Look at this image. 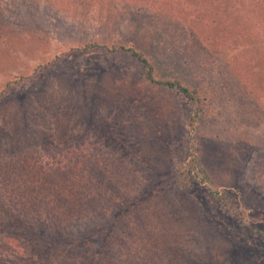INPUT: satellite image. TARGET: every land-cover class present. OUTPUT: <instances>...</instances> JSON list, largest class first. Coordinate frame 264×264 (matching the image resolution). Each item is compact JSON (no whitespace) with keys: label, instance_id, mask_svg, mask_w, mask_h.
Instances as JSON below:
<instances>
[{"label":"rangeland","instance_id":"374dc122","mask_svg":"<svg viewBox=\"0 0 264 264\" xmlns=\"http://www.w3.org/2000/svg\"><path fill=\"white\" fill-rule=\"evenodd\" d=\"M159 1L0 0V242L14 253L106 223L121 191L133 238L169 255L158 264H264V0H225L252 22L234 15L208 31L209 17L189 29L197 13L178 31L168 23L182 11L145 14ZM93 42L133 47L157 77L199 90L201 119L178 92L144 81L130 54L82 51ZM172 149L186 161L195 150L214 184L172 196ZM21 220L38 241L4 231ZM70 253L56 246L45 264H83Z\"/></svg>","mask_w":264,"mask_h":264},{"label":"trees","instance_id":"16d2710c","mask_svg":"<svg viewBox=\"0 0 264 264\" xmlns=\"http://www.w3.org/2000/svg\"><path fill=\"white\" fill-rule=\"evenodd\" d=\"M190 2L193 3L191 4ZM159 3L155 8H151L149 4H147V10L144 11L145 14H147L146 12L148 11L150 13L152 12L160 16L167 15V17H170L171 15H176L178 17L177 12L179 13L180 11H182V22L179 19L175 18L173 20L176 21L168 23L170 26L175 27V30L177 31L180 30L178 26L182 23H187V20H191L189 17L192 16L194 13H197L199 17L198 20H200V27L194 21V24L196 26H189V29L191 30V27H194L199 31L202 28L201 20H204L208 17L211 19L209 23L210 25H213V29H207V31L217 30L216 28H221L222 23L224 19H226V17L230 18V16L235 15L237 16V20H243L245 23L247 21L248 23L249 21L252 22L251 19L254 18H250L249 16L247 17L246 14L241 15L239 12H241L243 8H236L235 5H231L230 3L228 4L225 0H163V3H160L161 5ZM181 4L184 5V7H181ZM183 28L184 25L181 26V29ZM257 29L260 30L262 28L260 27ZM231 38H233V35L231 36ZM211 42L212 41H210V45ZM234 43L231 44L230 47L228 46L232 52H234V49L236 48ZM226 45L227 44L221 42L219 48L226 49ZM118 49L121 52L128 53L132 57H135L141 63L143 69L141 77L144 81L148 82L150 85L156 88L174 90L178 92L184 99L189 101L195 109L192 121L198 122V120L201 119V113L204 110V104L201 100L202 98L200 97L199 90H192L191 87H188L186 84H184L185 82L182 78H177L174 80H162L161 78L157 77L155 66L147 57V55L135 50L133 47L130 46L114 45L112 47H109L106 44H100L98 42L86 44V46L82 48V51L106 50L113 54L116 53ZM96 143L97 142L91 143V146L100 148L102 151L104 147ZM172 150L171 154L168 156V158L170 157V160L167 158L163 161L165 167L164 171H166L167 174V180L165 181V183H167L166 186L168 192H170L172 196L188 194L193 192L196 188L204 186L205 184L206 185L204 187H209L207 186L208 184H214L212 175L205 168L204 164L200 162V157L198 156V154H196L195 150L189 153V155L187 156L189 159L187 161L186 158H183L180 153L177 154L174 149ZM162 155L163 153L159 154V156ZM83 157L86 158L87 156L80 155L75 160L81 161ZM167 160L171 162L170 165L167 163ZM69 172L70 167L66 170V173ZM70 174L71 175L69 176V178L73 179V170L70 172ZM115 187L117 190L119 189V185L116 184ZM209 189L210 190L208 191V193L210 196H212L213 198L219 197L217 191H214L211 188ZM119 193H121V191L117 192L115 200L112 201V207L106 206V208L111 211V216L109 217V220L106 221V223L96 225L94 224V229L89 228L87 229V232L85 231L81 235L75 236L74 238H64L62 235H59L56 237L58 239H54V241H52V245L50 243L48 245L44 244L43 247L41 246L42 248L39 244L33 245V251L37 250L39 252V255L35 254V251H30V254L20 256L19 254L13 252V246H11V244L7 242L4 243L3 241H1L0 249L4 251L3 253L6 254L3 260L4 264H9V262L12 261L10 259L11 256L15 258L14 264H45V262L50 259V255L56 246H65V248L68 247L69 250L75 254V256L81 257L84 260L83 264H95V262L102 264H158L159 262L153 258L157 256L161 259V257L158 256L159 253H163L164 255H167V253L162 252L161 250H156L152 243V247L150 248H141L142 243L138 244V240L136 241L132 236L134 232L133 228L135 227L133 226L134 224H132V221L125 215L126 204L122 202V198H120L121 196L118 195ZM111 198L112 195H109V199ZM142 198L146 199L147 196L142 195ZM136 200L137 202H139L138 200H141V197H138ZM230 203L233 202L231 201ZM35 210L40 209L38 207H35ZM78 211L80 212L81 209H79ZM80 213L82 214V212ZM228 216L232 217L231 215ZM22 222L25 221L21 220L20 223L18 222L19 225L17 226L14 222L12 229H8L5 227L4 231H12L14 232L13 234L16 235L20 233L21 230L26 229L27 231H23L26 233L25 237L31 238V240L38 241L39 234L31 235L32 237H30V234H27L28 230H31L30 228L32 227V225L30 224L29 226V223L25 222L23 223L24 225L20 226ZM96 230L99 233H97ZM149 243L150 242H148L146 245H148ZM38 248L40 250H38ZM116 249H122V251H125V261H120L122 256L113 254V252L117 253ZM72 253H70V255ZM168 256L169 255H167V257ZM85 257L89 258L85 259Z\"/></svg>","mask_w":264,"mask_h":264}]
</instances>
